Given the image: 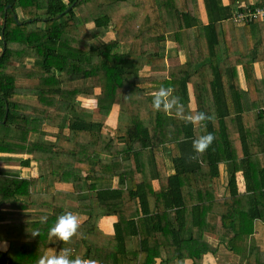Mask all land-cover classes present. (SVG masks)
Returning a JSON list of instances; mask_svg holds the SVG:
<instances>
[{
    "label": "trees",
    "instance_id": "1",
    "mask_svg": "<svg viewBox=\"0 0 264 264\" xmlns=\"http://www.w3.org/2000/svg\"><path fill=\"white\" fill-rule=\"evenodd\" d=\"M204 2L206 25L197 0H0V154L32 157L0 156V243H8L0 264H37L49 243L70 259L85 246L81 260L96 264H214L206 258L218 247L205 235L219 218L239 264H264V146L249 144L251 128L264 125V79L254 73L264 22L236 25L221 0ZM166 42L186 61L167 64ZM161 87L168 108L153 106ZM91 95L94 107L78 101ZM122 97L126 118L112 126ZM200 112L211 119L195 120ZM207 133L210 146L197 152L193 141ZM31 160L54 182L44 192L32 191L41 176L1 166ZM222 163L228 195L219 199ZM29 207L38 213L25 214ZM66 212L77 216V232L53 242L49 228ZM110 216L115 234L106 236L96 223Z\"/></svg>",
    "mask_w": 264,
    "mask_h": 264
},
{
    "label": "crops",
    "instance_id": "2",
    "mask_svg": "<svg viewBox=\"0 0 264 264\" xmlns=\"http://www.w3.org/2000/svg\"><path fill=\"white\" fill-rule=\"evenodd\" d=\"M234 2L235 3L233 5H231V0H221L222 6L230 7L233 13L235 11H237L240 7L260 5L262 0H234ZM197 12L199 14V17H200V20L202 21V23L205 25L208 24L209 20H208V15H207V10L205 7L204 0H197ZM253 29H263V28H260L258 26H253ZM253 36H254L253 37L254 40L256 41L261 36V34L257 31H254ZM170 44H174V47L172 48L174 50V48H176L175 43L170 42ZM171 51L172 50L170 48L168 54H166V62H167L168 57L171 60V63L168 62L169 65L173 64L177 61L180 62L181 55H183L184 57L186 55V53L184 51H180L179 53H177L176 51H175V53L171 52ZM185 61H186V58L183 62H185ZM237 72H238V79H239V84H240L241 88L247 90L248 86H247V82H246V78H245V74H244V70L242 68V65H238ZM254 73H255L256 79H259V80L264 79V60H261L259 62L254 63ZM262 90H263L262 92H264V89H262ZM115 112H116V110L114 107L111 115L112 114L115 115ZM108 120H107V123H108ZM259 128L260 129H258L256 127L251 128V134L252 135H251V137H249V144H250V148H251L250 150L253 152L260 151V149L264 146V136L259 137L260 131H264V125L260 126ZM35 137H37V135ZM237 146H238V148H242L241 142H238ZM259 153H261V152H259ZM0 156L21 158L20 156H22V155L0 154ZM22 157H23V159H28V158L31 159L32 158L30 155H24ZM259 159H260L261 166L264 167V154H259ZM7 163H3V164H1V166L3 168H6V169H13V170L20 171V175L22 178L30 179V178H39L41 176V178H40L41 181L39 182L38 186L37 187L35 186L32 188L33 193L44 192L49 185H52L54 183L53 180L51 179V177L48 176L44 172V169L41 168L40 163H38L35 160H31V163L28 167H21L19 164L11 165L10 164L11 162H7ZM34 166H36V169ZM219 169H220V177L216 181V188H217L216 194L220 199V198H224L225 196L228 195V186L227 185H228L229 163L220 164ZM41 170H43L42 173H41ZM41 174H43V175H41ZM255 177L259 178V173L257 171L255 172ZM236 180H237V186H238L239 192L244 193L246 190V183H245V178H244L243 172L237 173ZM114 182L116 183L117 179H115ZM153 186L156 190H158L160 188L159 181L155 180L153 182ZM32 211L33 212L35 211V213L38 212V210H35V209H33ZM116 221H117V218L115 216L100 217L98 219L96 225L98 226L100 231H102L106 236H113L115 234L114 224ZM261 233H262V227H261V224H259L257 226L256 235H261ZM205 239L209 243H211L212 245L218 247L217 255H214L213 257L211 256V257L206 258L208 263H211V262H213L214 264H239L240 263V261H241L240 256H237L228 250L227 240L223 237V228L221 225V219L220 218L218 219L216 233L215 234H206ZM258 240L261 243L262 250L264 252V239L262 237H260ZM52 241L53 242L57 241V243L59 242L58 238L53 239ZM7 248H8L7 242L0 243V251H5V250H7ZM84 248H85V246L82 247L81 250H79L78 257L80 259L83 256V253L85 250ZM60 250H61V248L59 247L58 244L56 245L55 243L54 244L49 243L47 250L45 251V255L46 254L47 255L61 254ZM63 251L65 252V250H63ZM187 262H185V264H187ZM88 264H96V263L88 262ZM157 264H160V260L157 261Z\"/></svg>",
    "mask_w": 264,
    "mask_h": 264
},
{
    "label": "clouds",
    "instance_id": "3",
    "mask_svg": "<svg viewBox=\"0 0 264 264\" xmlns=\"http://www.w3.org/2000/svg\"><path fill=\"white\" fill-rule=\"evenodd\" d=\"M169 91V89L161 87L159 93L153 98V106L156 108H160L161 106L165 108L170 107V103L162 99L168 95ZM176 101L177 98L173 97L171 103L174 104ZM194 119L205 121L210 120L211 117L204 112H200L196 114ZM213 138L212 133H207L193 141V148L197 152L204 151L210 146ZM78 226L79 221L77 216L71 212H66L56 218L55 224L49 228V236H55L59 241H67L77 232ZM32 235L37 236L38 234L33 233ZM60 251L61 254H46L40 256L37 260V264H88L86 260H81L79 257L70 259L63 249Z\"/></svg>",
    "mask_w": 264,
    "mask_h": 264
},
{
    "label": "rangeland",
    "instance_id": "4",
    "mask_svg": "<svg viewBox=\"0 0 264 264\" xmlns=\"http://www.w3.org/2000/svg\"><path fill=\"white\" fill-rule=\"evenodd\" d=\"M90 27L92 26V25H89ZM85 29V28H84ZM114 36H113V33L112 32H109L108 34H107V36L104 38V40H108V39H110V38H113ZM186 38H185V44H186ZM97 43H99V42H97ZM166 46H167V51H166V54H168V52H169V49L171 48V52H174L175 53V49L176 48H174V50L172 49L173 47H174V44H170V42H166ZM185 58L187 59V54L185 55V57L183 56V55H181V57H180V62H183L184 60H185ZM168 62L169 63H171V60L169 59V57H168V59H167V64H168ZM29 63H32V61H29ZM124 95L126 96V93H124ZM123 95V96H124ZM78 101L79 102H81V104H82V106H84V107H94V105H95V95H91L90 97H88V98H86V97H80L79 99H78ZM126 108H127V103H126V98L124 97H122V101H121V104L119 105V106H116L115 107V110H116V112H115V115L114 114H112L111 116H110V118H108L109 120H108V123H110L112 126H116V123L118 122V120L119 119H121V113H122V117L123 118H126V115L124 114V111L126 112ZM36 135H34V137H35ZM35 139H36V137H35ZM22 156H24V155H22ZM22 156H20L21 158H23ZM166 163H167V165H168V168H169V170H172V164H171V162H170V160H169V158L168 157H166ZM8 164V163H7ZM11 165H16L17 164V162H11L10 163ZM35 167V169H36V166H34ZM34 169V170H35ZM43 172V170H41V173ZM46 173V172H45ZM32 209H33V207H29V208H27L26 210H24V212H25V214H29V213H31V214H33V213H35V211L33 212L32 211ZM38 213V212H37ZM36 213V214H37ZM35 215V214H34Z\"/></svg>",
    "mask_w": 264,
    "mask_h": 264
},
{
    "label": "built area",
    "instance_id": "5",
    "mask_svg": "<svg viewBox=\"0 0 264 264\" xmlns=\"http://www.w3.org/2000/svg\"><path fill=\"white\" fill-rule=\"evenodd\" d=\"M231 20L236 25L250 24L253 22H264V0L260 5L254 7L244 6L243 9H238L234 12Z\"/></svg>",
    "mask_w": 264,
    "mask_h": 264
}]
</instances>
